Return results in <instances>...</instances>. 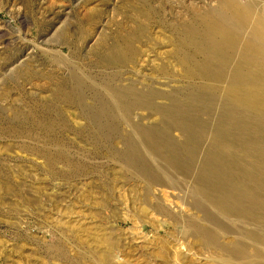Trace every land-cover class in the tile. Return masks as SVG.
Segmentation results:
<instances>
[{
	"label": "rangeland",
	"instance_id": "374dc122",
	"mask_svg": "<svg viewBox=\"0 0 264 264\" xmlns=\"http://www.w3.org/2000/svg\"><path fill=\"white\" fill-rule=\"evenodd\" d=\"M204 14L241 34L219 83L187 76L176 55L183 25ZM261 19L264 0H0V264H264L263 191L253 195L254 214L229 215L200 180L228 107L252 115L254 128L230 126L227 135L241 157L263 143L264 108L233 99L254 90L234 71ZM135 29L143 30L136 62L103 60L106 44ZM191 46L194 63L207 60ZM59 83L79 94L74 102L55 103ZM199 95L213 102L196 114L206 131L189 163V134L167 115ZM102 100L100 119L93 111ZM171 147L179 165L167 160Z\"/></svg>",
	"mask_w": 264,
	"mask_h": 264
},
{
	"label": "bare ground",
	"instance_id": "6f19581e",
	"mask_svg": "<svg viewBox=\"0 0 264 264\" xmlns=\"http://www.w3.org/2000/svg\"><path fill=\"white\" fill-rule=\"evenodd\" d=\"M248 14H249L248 12H243V11L238 12V18L240 19V22L243 26H245V24L248 23V16H249ZM204 15L205 16L201 18V21L199 22H190L189 20L188 23L187 21L186 22L184 21V23L187 24L183 25L184 24L183 23L180 25V26L183 25L184 31L183 34L181 33L182 34V37L180 36L181 39L179 38V40L175 42L176 55L179 58L178 59L179 65L186 68L187 76L202 75L208 80H213L219 83L224 80L225 75L227 74L228 67L230 65V61L232 57L231 52L234 48L237 47L238 40L241 38V34L234 27L227 26L226 24L215 18L214 14L211 15L204 14ZM196 18L199 19V17ZM255 30L258 37L257 41L256 40L252 42L249 41L247 46L244 47L245 51L243 52V59L241 62H239V64L236 66V70L234 71L236 72L235 76L237 79H239L240 84L241 83L243 85L249 84L254 88L253 92H249V93L247 92L245 94H239L233 96V99L236 100L237 103L241 102L245 104V106L249 109L250 107L256 105L257 102H259V105L264 108V20L263 19L259 21L258 26H256ZM123 32L125 31H122L121 35L118 36V39L115 43L106 44L104 46L105 54L103 55V60H105L107 63L111 65L125 66L128 63H134L136 62L138 56L140 55V50L136 46V43L138 44V42L140 41L141 38L140 33L143 32V30L141 29L140 33L139 30L137 29L128 31L127 33L124 34ZM220 32L222 33V35L220 34ZM188 44L192 45L191 47L195 46L194 48H197L198 50L197 49L196 50L198 52L199 51L200 53L202 52L205 55V59L207 58V60L204 59L205 61L199 64L194 63L195 59L190 55V53L186 51V45ZM169 70L170 68L168 67L167 69L165 68V71L168 72ZM74 81L76 82L78 89H80L82 85H85L84 80H82L78 76H74ZM57 87L58 89L54 94V101L57 104L60 102L72 103L79 95V94L77 95L76 91H74L75 89L73 90L71 89L72 87L66 86L63 83L57 84ZM118 95L120 96L122 103H127L125 96H123L124 93L118 91ZM133 95L135 96V94ZM196 95L197 94H195V96ZM142 97H139L138 99L132 101V103H136V104L141 103V101H143ZM206 101H208L207 98L199 95L197 98H193V101H191L190 103L192 104L190 108H183V107L179 108L178 106L177 109L171 108L168 111V115H167L168 122L175 121L177 124L183 127V129L186 130V132H188L189 134L184 149L187 152V154H185V159L187 160L186 162L189 163L193 162L195 155L198 151L197 150L198 146L200 142L203 140L205 135V131H206L205 126L202 124V122H200L196 114L199 113L202 107L204 109L205 108L209 109L212 107L213 101L212 102L210 101L209 103ZM102 104L103 106L101 108H99L97 111H93V113H95L94 116H96V118L102 119L107 110L104 106V100H102ZM238 111L239 110H236L235 105L233 107L230 106L227 108L225 113H223V116H221L223 122L221 126L222 129L220 130L221 131L220 135H218L220 137H218L215 140V143L212 146L213 157L209 155L210 157H212V159L209 163L207 162L208 166H205V168L203 169L200 180L202 181L203 186L206 185L204 186L206 188V192L209 191L212 204H214L215 207L218 208V210H221L223 212H228L230 215L231 212L238 213V210H240L241 207H243L246 212L245 214L251 215L254 214L253 212L254 206H252L253 204L251 203L253 202V198H254L253 195H255V191H257L258 188L259 191L261 192L262 190L264 194V123L263 122H262L263 124L259 123L257 126V130L259 131L258 138H260L259 141L263 142L262 145H260V142H257L254 145H249L246 148L247 152L245 153V156L241 157L242 153L240 154L237 152L236 146H234L235 143L230 139V136L229 137L227 136L231 134L229 128L230 126H234L239 128L240 127L246 129L248 128L247 130H249L250 128H254V125L251 124L252 115L240 119L237 118ZM45 126H46L45 127L46 130L50 132H53L57 129L55 120L51 118L46 120ZM171 148L172 150H170L168 152V155H166L167 160L174 165H179L181 161L180 159H183L182 155H179L180 150H177L176 147H171ZM135 151L136 149L134 150V148H132L131 155L133 154L135 155L134 153ZM247 185H249L248 186L249 188L246 187ZM240 192H243L242 195L240 196L248 197L249 202L247 201L246 203L245 198H243V200L242 198L240 199L239 196ZM247 194L249 196H246ZM259 206H261V209H259V211L264 215V202L259 203ZM205 210L207 211V209ZM209 212L207 213L209 214ZM202 233L206 238L208 237L211 238L212 234L210 232L205 231ZM239 252L240 254H243L242 249H240Z\"/></svg>",
	"mask_w": 264,
	"mask_h": 264
}]
</instances>
